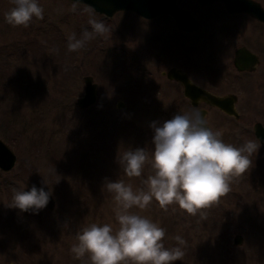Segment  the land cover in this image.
I'll list each match as a JSON object with an SVG mask.
<instances>
[{"label": "rangeland", "instance_id": "rangeland-1", "mask_svg": "<svg viewBox=\"0 0 264 264\" xmlns=\"http://www.w3.org/2000/svg\"><path fill=\"white\" fill-rule=\"evenodd\" d=\"M38 3L44 9L42 20L34 17L28 27H13L5 20L13 4L0 0V138L16 155L14 167L0 171V264H87V257L82 262L70 251L77 233L93 223L118 227L106 181L123 180L135 191L153 171L146 164L141 177H127L119 163L122 154L139 148L137 134H151L153 122L162 126L199 107H192L182 88L161 75L170 65L158 46L149 48L146 23L137 15L105 17L79 3L73 11L75 2L70 0ZM93 18L108 31L93 34L82 49L69 52L68 37L75 33L80 39L86 29L91 32L88 22ZM127 57L137 64L127 63ZM84 75L97 83L98 93L91 107L80 109L76 101ZM233 89L239 97V119L204 106L205 119L225 143L239 147L256 141L252 127L256 121L264 124V116L242 108L246 95ZM153 137L143 140L149 155ZM252 160L219 204L204 210L206 219L175 205L165 212L155 200L145 210L132 209L166 229L167 248H182L183 260L173 264H264L260 148ZM39 183L55 199L51 210L21 212L7 206L14 190L30 191ZM237 234L242 243L233 245ZM176 236L186 245H178Z\"/></svg>", "mask_w": 264, "mask_h": 264}, {"label": "clouds", "instance_id": "clouds-1", "mask_svg": "<svg viewBox=\"0 0 264 264\" xmlns=\"http://www.w3.org/2000/svg\"><path fill=\"white\" fill-rule=\"evenodd\" d=\"M11 2L13 7L5 13V20L13 27H28L34 17L44 18L38 0ZM78 3L79 0L73 3V11ZM85 11L92 10L85 6ZM88 23L91 32L86 29L80 39L75 33L68 37L69 52L82 49L93 34L103 35L108 31L102 21L93 18ZM152 128L151 155L138 148L125 151L119 159L129 178L141 177L146 164H150L152 174L135 191L123 180L106 181L104 189L113 194L118 227L96 223L84 227L70 249L75 259L83 262L87 257V264H173L183 260L185 253L181 247L167 248L163 243L166 229L132 209L145 210L155 200L165 212L175 205L190 216L206 219L204 210L218 205L231 191L233 181L252 167V156L260 148L259 141L253 140L239 147L225 143L222 133L211 130L198 110L177 114L162 126L153 122ZM50 196V191L33 185L30 191L14 190L12 203L7 206L38 213L47 206ZM175 240L178 245H186L180 236Z\"/></svg>", "mask_w": 264, "mask_h": 264}, {"label": "flooded vegetation", "instance_id": "flooded-vegetation-1", "mask_svg": "<svg viewBox=\"0 0 264 264\" xmlns=\"http://www.w3.org/2000/svg\"><path fill=\"white\" fill-rule=\"evenodd\" d=\"M166 3L167 10L150 18L134 11L116 13L131 12L145 21L149 48L158 46L164 61L170 65L161 75L178 84L182 93L180 81L167 77L169 70L183 72L191 82L213 95L235 96L234 107L239 116V97L233 88L242 89L246 95L242 108L264 116V0H169ZM149 56L153 58L152 54ZM125 61L137 64L135 58L127 57ZM204 106L239 119L203 101L197 107L207 114ZM256 122L264 126L261 121ZM260 150L264 154L261 146Z\"/></svg>", "mask_w": 264, "mask_h": 264}, {"label": "water", "instance_id": "water-1", "mask_svg": "<svg viewBox=\"0 0 264 264\" xmlns=\"http://www.w3.org/2000/svg\"><path fill=\"white\" fill-rule=\"evenodd\" d=\"M76 3V0H70ZM165 1L169 0H79V4L90 7L94 12L104 15L105 17L113 16L117 11H134L139 15L150 18L158 13L164 12L166 9ZM166 3V4H168ZM167 77L180 81L183 87V94L193 107H197L201 101L210 106L220 108L227 115H231L238 119L239 114L235 110L234 104L235 96H216L204 89H201L189 80L186 74L179 70L171 69L167 72ZM83 80V94L77 98L76 104L81 109L91 107L97 98L98 85L93 81L90 75H84ZM118 107L123 104L119 102ZM204 118L206 111L204 109L198 110ZM210 128V126L207 124ZM253 133L255 138L259 141L260 146L264 149V126L260 122L253 125ZM16 155L14 151L0 138V171L9 172L15 165ZM37 189L43 187L45 191H49L45 183H40L36 186ZM55 206V199L50 196L49 203L46 209H52ZM242 243V237L237 234L233 239V245Z\"/></svg>", "mask_w": 264, "mask_h": 264}, {"label": "trees", "instance_id": "trees-1", "mask_svg": "<svg viewBox=\"0 0 264 264\" xmlns=\"http://www.w3.org/2000/svg\"><path fill=\"white\" fill-rule=\"evenodd\" d=\"M150 131H151V130H150ZM145 132H146V131H140V133H143L144 138H141V137L137 134V140H138V144H139V148H140V149H144V147H143V140H144V139L154 136V131H151L152 133L149 134V135H145ZM234 140H235V139H234ZM237 141H238V139H237ZM152 142H153V141H152ZM137 148H138V145H137ZM121 169H122V171H123V168H121ZM8 185H11V187H12L13 184H12V183L10 184V182H8ZM222 219H224V218L221 217V218H219L218 220L221 221Z\"/></svg>", "mask_w": 264, "mask_h": 264}]
</instances>
